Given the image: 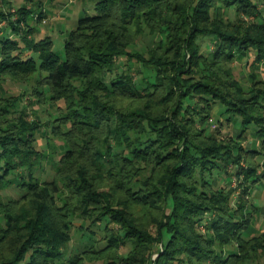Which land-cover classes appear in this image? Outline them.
I'll use <instances>...</instances> for the list:
<instances>
[{
	"label": "trees",
	"instance_id": "trees-1",
	"mask_svg": "<svg viewBox=\"0 0 264 264\" xmlns=\"http://www.w3.org/2000/svg\"><path fill=\"white\" fill-rule=\"evenodd\" d=\"M186 1L93 0L94 13L84 10L76 29L66 38L63 59L54 51L52 38L31 37L35 31L27 22L35 9H18L29 33L1 40L0 82L11 73L43 71L51 99L64 100L74 109L64 123L68 129L57 135L67 150L51 181L41 182L36 176L45 157L34 147L30 132L35 127L24 117V122L13 127L8 121L0 126V188L13 185L12 177H17L21 181L17 186L25 189L19 200L0 202V210H4L0 213V264H88L87 257L92 260L91 256H103L110 250H117V257L126 264H150L155 246L161 244L164 248L157 247L160 256L156 264H242L250 259L249 252L256 247L247 246L242 236L251 225L244 213V199L230 207L235 191L215 184L214 171L230 182L233 174L228 172V164L239 167L245 160L248 169L242 173L237 169L235 176L244 175L257 184L264 180V176L258 179L259 164L255 163L260 151H245L236 140L223 147L213 138L205 142L197 127L199 122L205 124L204 119L221 103L243 119V131L256 124V135L264 146V120L253 116L254 99L241 97L239 83L222 67L250 48L259 54L264 51V0H260L262 22L247 28L233 24L229 13L256 14L259 0ZM15 24L13 31L18 28ZM207 24L212 28L204 27ZM131 26L136 29L135 38L144 34V29L160 38L155 48H147L146 56L129 52L136 45V39L130 38ZM206 38L214 41L208 53L200 42ZM125 58L151 69L154 81L135 80L133 68L127 66L109 83L117 62ZM114 98L142 105L117 108ZM196 98H200L197 106H205V112L196 109ZM140 163L146 164L145 169ZM156 166L162 168L163 175L153 176L152 183L143 181L144 172L152 169L154 175ZM209 175L214 177L212 181L207 179ZM98 178H111L128 194L127 201L120 204L123 209L110 194L99 191ZM59 185L68 191L62 208L57 205ZM248 193L244 189L243 194ZM28 200L32 207L17 212L16 205ZM135 203L154 208L158 203L165 208L156 242L142 257L139 251H144L151 237L133 225L128 209ZM71 214L90 223L80 228L89 234L105 222L104 238L93 244L99 247L104 240L105 246L99 250L89 243L66 259L65 250L72 241L66 216ZM198 224L213 230L214 239L200 238L195 232ZM233 240L239 243L238 254L222 257L210 249L216 242ZM121 246L130 248L131 253L121 255Z\"/></svg>",
	"mask_w": 264,
	"mask_h": 264
},
{
	"label": "rangeland",
	"instance_id": "rangeland-1",
	"mask_svg": "<svg viewBox=\"0 0 264 264\" xmlns=\"http://www.w3.org/2000/svg\"><path fill=\"white\" fill-rule=\"evenodd\" d=\"M91 2H93V0H0V11L2 13V16H0V57L1 40L3 38H6L7 36L16 38L15 34L25 36L29 33L26 23L21 22V16L18 12V9L24 7L27 11L35 9V13L29 16V20L27 22V24L30 27H33L35 31V33H31V37L35 35L34 37L36 40L52 38L54 41V51H56L58 56L63 59L65 40L71 31L76 29L79 16L85 14L84 10L88 13H94V7L90 4ZM180 2L187 3L186 0H180ZM25 3L27 4L25 5ZM34 3L36 5H33ZM37 4L39 6H37ZM258 6L259 10H257L256 14L253 15H245L244 13L237 14L235 11H231L229 13V20L233 24H240V26H244V28H247L253 23H261L262 20L259 19V16H261L263 6L260 0L258 1ZM37 15H39V17ZM262 18L264 19V12L262 13ZM12 23H16L15 26L18 25L17 27L19 29L17 28L15 29L16 31H13ZM262 23L264 24V21ZM204 27L209 29L212 28V26L208 24ZM129 31L130 38L134 40L136 39V45L129 49V52L131 53L141 52L146 56V51L149 46H153V49L159 44L160 38H158V36H153L151 31L148 29H144V34L138 37L136 36L137 38L133 35L136 33V29L134 27L131 26ZM229 31L234 32V30L231 29ZM200 42L205 48L204 52L206 53L209 52L210 48H213L214 41L209 42L206 38L204 40H200ZM127 66L133 68L132 75L135 77V80L139 81L143 79L154 81V72L151 71V69L144 68L143 65L139 64L135 60L129 61L128 58H125L117 62L118 69H116V71L108 78V82L110 83L111 80H115L116 75L127 68ZM222 67L229 70L228 72L232 75V81H237L239 83V88L242 91L240 94L241 97L254 99L253 104L256 106L252 108H255L253 116L256 119L263 121L264 51H262V54H259L255 51V49L250 48L248 51L245 50L243 55L236 56L231 64H223ZM45 78L46 74L43 71L29 74L11 73L5 75L0 82V126L3 122L8 121L7 124L13 127L17 125V123L20 124V122H24L22 120L24 117V120L29 126L35 127V130L30 132V134L33 135L32 139L34 140V147L36 150L42 152L45 157L44 162L41 167L38 168L36 173V176L41 182L55 179V171L59 168V160L67 150V146L65 145L63 139L57 135L60 131H66L68 129L69 125L64 123L65 120L68 121V118H71L74 109L70 106L71 104L66 103L64 100L56 101L51 99L49 88L45 84ZM78 86L79 88L81 87V85ZM162 94L163 93L160 95ZM108 97L109 99L111 98L110 96ZM103 99L105 100V98ZM199 100L200 98L195 99L196 109L205 112V106H197ZM112 102H114V105L117 106V108H122L129 104L142 105L139 102H133L122 98H114L112 99ZM248 103L252 104V101L250 100ZM204 123L205 124H200L199 122L197 128H199L204 134V137L206 138L205 142H209L208 140L213 138L220 146L223 147L230 146L231 141L236 140L238 143L242 144L245 151H251V149L259 150L260 154L256 157V162H254L259 164V169L257 171L258 179L264 176V146L256 135L258 128L256 124L248 125L247 130L243 131V119L229 113L226 107L221 103L214 107L212 110V116L204 119ZM250 157V155H246L247 160L250 159ZM79 161L84 162L82 159ZM134 165V168H137V162H135ZM247 165L248 162L245 160H242L239 167L234 164H228L227 170L233 174L230 182L224 174H219L218 170L214 171L217 173L216 177L218 179L214 180V183L220 184L222 187L232 188V190L235 191L230 207L235 208L238 201H241L242 203V200L244 199L243 204L246 205L244 213L247 219H250L249 221L251 225L248 233H244L242 236L246 239L245 241H248L249 244L247 246H250V248L256 247V249H251L249 252L251 255L248 256L250 259H246L242 264H264V180L254 184V180H246L244 175L241 177L235 176V171L236 173L238 172L237 169L240 170L241 173L245 172V169H248ZM145 166V163H140V167H142V169H145ZM160 169L156 166L154 175L151 171L152 169L145 171L142 176L143 181L152 183L150 180H152L151 178L153 176L157 178L161 174L163 175L162 168ZM213 178V176H207L209 181H212ZM12 180L14 182L13 185L8 187L4 185L0 188V202L6 203L12 199L19 200V198H21V196L25 193V189L17 186L21 181L17 179V177H12ZM25 181H28V179ZM58 181L60 180L58 179ZM96 184L100 192L110 194L114 203L117 204V207L123 209L120 204L125 203L128 198V194L124 190L120 189L111 178H98L96 180ZM59 186L61 187L62 185ZM244 189L249 190L247 196L243 194ZM67 194L68 191L64 189V187H61L60 193L57 194L58 208H62L65 205ZM72 204L74 205L73 202ZM31 207L32 204L30 203V200H28L26 202H21L19 206L16 205L15 209L19 212L22 208L29 210ZM156 207L157 208L135 203L128 209L133 225L142 229L151 237L150 243L147 247L143 246L145 247L144 251H139L140 257H142V255H147L148 252L145 250H147L150 245H154L157 239L156 230L159 226L158 222L162 219L165 208L158 203ZM169 212L170 210L166 212V215L169 214ZM0 213H4V210H0ZM71 215L66 216V221L71 225L72 235V241L65 250L66 259H69L82 251L84 249V245H89L90 243L89 246H91L94 242L100 241L104 238L105 235L104 231H102L106 225L105 222H103L98 228L94 227V234H89L82 232L80 228L82 226L87 227L90 223L82 221L76 214ZM203 223L206 224V222ZM2 224L3 221L0 217V225ZM182 227L187 229L188 226L183 224ZM195 230L200 238H203L206 241L214 239L215 232L213 230L206 229L204 226H199V224L195 227ZM105 244L106 242L103 240L100 242L99 247H97V244L93 246L95 248H99L100 250L105 246ZM238 244L239 243L235 240L227 244L216 242L210 246V249L211 251L215 250L218 253L217 256L223 255L222 257H227L226 254H238ZM158 246H160V250L164 248L162 244L157 245V247ZM157 247L155 246V252L151 257L150 264H156L158 261L160 254L157 252ZM119 251L121 255L124 254L126 256L129 255L132 250L121 246ZM116 253L117 250H110L109 253L103 256H91V258H93L92 260H89L90 257H87V263L126 264L127 262L120 260ZM60 263L62 262L60 261ZM208 263L205 262V264ZM63 264L66 263L64 262ZM135 264L140 263L138 262Z\"/></svg>",
	"mask_w": 264,
	"mask_h": 264
}]
</instances>
